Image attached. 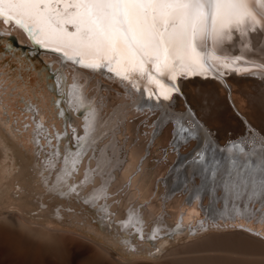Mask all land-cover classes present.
Wrapping results in <instances>:
<instances>
[{"label": "bare ground", "instance_id": "obj_1", "mask_svg": "<svg viewBox=\"0 0 264 264\" xmlns=\"http://www.w3.org/2000/svg\"><path fill=\"white\" fill-rule=\"evenodd\" d=\"M257 39H260L258 35ZM21 47L16 49L23 54L31 52ZM33 53L36 57L41 55L56 80L46 86L53 96L46 99L50 105L42 97L45 86L39 89L35 83L26 85L27 79L22 81L19 76L23 84L18 88L29 97L28 103L23 97L25 109L33 115L35 123H40V127L34 125L33 144L36 147V135L40 133L45 147L43 142L40 145L50 151L37 149L38 155L47 154L36 159L34 166L28 165L0 132V226L19 235L14 243L5 246V253L20 258V264H51L53 257L64 264H138L129 259L116 260L101 245L64 230L67 224L58 219L60 213L55 208L60 202L54 198L49 203L50 198L46 196L78 195V191H83L80 199L74 197V200L97 207L93 211L99 213L96 220L99 229L105 233L115 231L120 239L116 241L126 253L130 252L128 249L136 251L133 241L153 245L150 259L143 252L144 258L134 262L264 264V215L242 208L237 215L231 202L224 199L222 187L215 191L211 185L205 187L201 171L204 165L192 162L195 153L203 151L205 164L216 160L221 169L230 167V158L246 159L236 149L228 151L230 142L245 138V152L264 156V145L258 142L264 138V74L253 76L261 81L252 80L251 76L232 75L224 87L199 76L181 80L189 100L201 91H211L215 101L211 113L192 101L203 127L199 138L181 148L177 155L168 148L171 126L153 143L151 129H140L138 123H122L125 114L129 121L134 119L129 112L134 105L131 101H121L119 89L113 84L99 75L77 71L71 64L57 73L59 62L54 53L42 49ZM256 57L264 59L259 48L255 49ZM39 82L43 83L42 79ZM34 87L38 97L34 95ZM26 93H32L40 101L33 104ZM48 107L56 121L52 124L56 135L51 133L49 125L46 127ZM162 107L167 109V103ZM174 107L177 113L185 111L182 100L174 102ZM92 110L96 115L94 121L89 115ZM185 119L192 117L185 113ZM249 132L255 133L257 142L248 136ZM49 177L53 178L52 186H45ZM83 178L84 185H81ZM254 208L258 210L260 204ZM129 216L133 217L134 227H125ZM157 229L156 239H152ZM66 238L72 241L66 242ZM61 239L65 241L63 246ZM76 259L80 263H75Z\"/></svg>", "mask_w": 264, "mask_h": 264}, {"label": "snow or ice", "instance_id": "obj_2", "mask_svg": "<svg viewBox=\"0 0 264 264\" xmlns=\"http://www.w3.org/2000/svg\"><path fill=\"white\" fill-rule=\"evenodd\" d=\"M13 40L54 53L57 73L71 64L113 84L119 99L134 105V119L125 114L122 123L151 129L153 143L171 126L168 148L178 155L203 127L192 101L209 113L215 101L211 91L189 100L181 80L199 76L224 87L232 75L264 74V59L254 58L255 49L264 53V0H0V47L16 51ZM177 100L184 112L177 113ZM89 115L96 119L94 110ZM248 136L257 142L254 132ZM246 142H230L228 151L246 159L230 158L225 169L216 160L205 164L203 151L192 162L204 165L205 187H222L237 215L241 208L264 215V156L245 152ZM258 142L264 145V138Z\"/></svg>", "mask_w": 264, "mask_h": 264}, {"label": "rangeland", "instance_id": "obj_3", "mask_svg": "<svg viewBox=\"0 0 264 264\" xmlns=\"http://www.w3.org/2000/svg\"><path fill=\"white\" fill-rule=\"evenodd\" d=\"M14 46L17 47L16 45ZM41 58L42 57L40 54H38L37 57L34 56L33 51L29 53L25 52V54H23L22 51H18L17 49L16 51L8 52L0 47V132L10 143V145L13 146V149H15L17 154H20L23 159L27 160L28 165L36 164L35 160L39 159L40 157H44V155L47 153H43L44 155H38L37 149L38 151H42V149H44L45 147V141H40V133L36 135V137H38V139H36V147L33 144L34 142L32 140L35 135L32 134V131L34 125H36V127H40V123H35L34 119H32L33 115L25 109L26 105L23 102V97L25 98L26 103H28L27 100L29 99V97L25 96V93L22 92L21 89L18 88V86L20 87L23 84L20 80V77H22V81H24V79H27L28 83H26V85H34L35 83L39 85V89H43V86H45L44 91H46V93H42V91H40V93H42V97H44V101H46V99H50V96L53 97L52 93L48 91L47 85L48 83H52V81L56 80L54 79L53 74L49 69V65L47 63L45 65L42 62ZM7 63L9 66H6ZM250 78L252 80L254 79L261 81V79L255 78L253 76H251ZM39 79H42L43 83H40ZM105 85L106 84L104 83V89H107L108 86ZM26 89H28V87H26ZM56 93L58 92L56 91ZM101 94L105 95V92H101ZM26 95L30 96L33 104L40 101L39 99L38 101L34 98V95H36V87H34V95L32 93H26ZM46 95H48V97H46ZM36 97H38V95H36ZM46 105L49 106L50 103L48 104V101H46ZM46 111V119L48 122L46 123V127H48L49 125L51 133L56 135V133H54V128H52V124L56 123V121L53 119V114L49 112L52 111V109L48 107ZM234 114L238 116L236 112ZM60 125L61 122L59 121L58 128H60ZM42 142L44 144V147L40 145V143ZM50 147H52V145H50ZM44 151H50V149H44ZM54 151H56V149H54ZM47 161L48 160H46V162ZM176 164L177 163H175V165ZM92 171L94 172L95 168L92 169ZM95 176L97 177L98 175ZM51 180H53V178L49 177V181L47 183L45 182L46 184L44 183V185L52 186ZM81 181V185H84L85 178H83ZM112 181L113 179L111 180V182ZM111 185H109V188ZM82 192L83 191H78V195H74V193H72V195H67V193H64L61 196L59 194L46 196L50 198L48 199L49 203H51L55 199L60 202V204L55 207L57 210L54 208V211L56 210L57 212H59L61 217L57 215L58 219L60 218L59 220H62L63 222H65V224H67L64 227V230L85 239H89V241H92V243L94 244L96 243L99 246L101 245V248L105 249V251L108 252L109 255L116 260H120V258H123L129 259L133 261V263L144 264L142 263V261L134 262V260H141L144 258L143 252L147 254V259L151 258L150 253L154 252L153 245L151 243H148V245H146V243L140 240L133 241L137 247L136 251H134V249H128L131 253H126L127 250L125 249L124 251L123 247L119 243H117V241L120 239L117 237L115 231H111L110 233L101 231L96 221L97 218L99 219V213L98 211H93V209H96L97 207L88 206V203L86 201H84V203H78L76 202V200H74V197H76V199H80V195L82 194ZM64 197H68L70 201H68V199H64ZM96 213H98V215ZM109 215L110 213H108V216ZM7 229L10 231H8ZM6 232L9 234H5ZM1 233L5 235V238L3 235L2 237H0V264H20V258L10 256L11 253L7 251L5 253V246H7L8 244L10 245L11 242L14 243V241L19 236L18 233L4 226H0V236ZM67 238L64 239L66 240V242L72 241ZM7 239L10 241H8ZM1 241H4V243H2ZM7 241L8 243H5ZM59 241L60 245L63 246L65 241H63L62 239ZM142 247H144V249H142ZM140 249H142V251H140ZM62 250L65 254H68V252L63 248ZM136 253H139V255ZM53 259H55L56 261H53ZM80 261L81 260L76 259L75 263H80ZM50 262L51 264H53V262L54 264H64L63 261H60V259L54 257L50 260Z\"/></svg>", "mask_w": 264, "mask_h": 264}]
</instances>
